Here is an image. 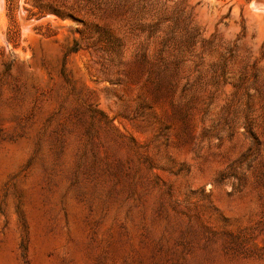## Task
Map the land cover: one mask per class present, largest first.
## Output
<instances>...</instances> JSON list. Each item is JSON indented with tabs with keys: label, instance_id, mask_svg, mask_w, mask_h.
<instances>
[{
	"label": "rangeland",
	"instance_id": "374dc122",
	"mask_svg": "<svg viewBox=\"0 0 264 264\" xmlns=\"http://www.w3.org/2000/svg\"><path fill=\"white\" fill-rule=\"evenodd\" d=\"M0 3V264H264V0Z\"/></svg>",
	"mask_w": 264,
	"mask_h": 264
},
{
	"label": "bare ground",
	"instance_id": "6f19581e",
	"mask_svg": "<svg viewBox=\"0 0 264 264\" xmlns=\"http://www.w3.org/2000/svg\"><path fill=\"white\" fill-rule=\"evenodd\" d=\"M2 2V1H1ZM1 4V3H0ZM0 8H1V6H0ZM1 10V9H0Z\"/></svg>",
	"mask_w": 264,
	"mask_h": 264
}]
</instances>
